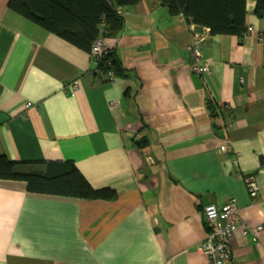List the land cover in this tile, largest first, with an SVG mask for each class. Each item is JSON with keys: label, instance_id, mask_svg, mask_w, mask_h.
<instances>
[{"label": "crops", "instance_id": "obj_1", "mask_svg": "<svg viewBox=\"0 0 264 264\" xmlns=\"http://www.w3.org/2000/svg\"><path fill=\"white\" fill-rule=\"evenodd\" d=\"M256 1L246 0L253 30L242 39L196 31L158 0L120 9L123 29L102 43L132 75L106 80L90 53L0 0V155L32 170L71 162L93 189L116 193L87 200L0 179V264H208L203 208L232 198L241 227L224 264H264V19ZM197 37L203 75L192 71L187 48ZM225 137L230 153L219 150Z\"/></svg>", "mask_w": 264, "mask_h": 264}, {"label": "trees", "instance_id": "obj_2", "mask_svg": "<svg viewBox=\"0 0 264 264\" xmlns=\"http://www.w3.org/2000/svg\"><path fill=\"white\" fill-rule=\"evenodd\" d=\"M171 15H182L195 25L206 28L210 35H236L242 39L246 0H158ZM139 0H8V8L79 49L90 53L94 70L111 72L128 78L132 72L122 65L116 50L106 49L101 57L91 48L98 37H113L124 27L120 9ZM254 14L264 19V0H257ZM103 30H100V25ZM264 41V26L261 31ZM128 92H126L127 94ZM211 110L213 108H210ZM27 162L10 160L0 155V179L26 182L29 192L62 195L87 200H112L110 189H93L71 162H47L42 169H27Z\"/></svg>", "mask_w": 264, "mask_h": 264}, {"label": "built area", "instance_id": "obj_3", "mask_svg": "<svg viewBox=\"0 0 264 264\" xmlns=\"http://www.w3.org/2000/svg\"><path fill=\"white\" fill-rule=\"evenodd\" d=\"M253 30L252 26H247V32ZM201 39L199 37L192 40L188 45V50L195 60L192 71L203 75L208 72L207 64L201 62ZM106 52V48L102 43V38L98 37L92 44L91 53L93 56L101 57ZM98 74L106 79L111 80L114 76L111 72L98 71ZM75 85V82L73 83ZM31 103H27L29 106ZM230 139L225 137L219 150L222 153L231 152ZM247 192L251 198L257 197L258 185L255 176L248 175L244 179ZM203 219L205 225V237L200 243V250L207 258L208 264H224L230 259V240L233 235L240 229V218L235 203V199H229L221 206L208 204L203 208ZM245 228V227H244ZM257 231L262 229L261 225L255 227ZM246 233V230H242Z\"/></svg>", "mask_w": 264, "mask_h": 264}, {"label": "water", "instance_id": "obj_4", "mask_svg": "<svg viewBox=\"0 0 264 264\" xmlns=\"http://www.w3.org/2000/svg\"><path fill=\"white\" fill-rule=\"evenodd\" d=\"M186 21H187V22H190V20H189V19H186Z\"/></svg>", "mask_w": 264, "mask_h": 264}]
</instances>
